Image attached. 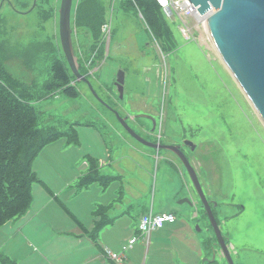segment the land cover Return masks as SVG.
Here are the masks:
<instances>
[{"label": "rangeland", "instance_id": "1", "mask_svg": "<svg viewBox=\"0 0 264 264\" xmlns=\"http://www.w3.org/2000/svg\"><path fill=\"white\" fill-rule=\"evenodd\" d=\"M31 1L0 0V61L30 89L40 126L70 135L75 129L77 142L66 135L36 155L31 167L45 185L35 181L27 212L0 226V256L16 264L74 259L77 264H228L185 168L164 157L176 159L172 152L134 139L117 112L146 140L171 144L183 138L194 146L184 150L207 200L217 204L214 216L233 263L264 264V125L215 51L204 23L165 14L175 48L164 52L137 10L122 6L123 0H73L74 53L79 67L90 70L94 92L75 78L78 95L68 96L45 86L54 57L65 59L59 41L61 0H38L32 12L20 14ZM119 70L125 73L122 97L115 85ZM140 114L154 118L152 137L146 129L153 120ZM90 159L110 177L107 184L79 186ZM183 198L190 204L179 202ZM39 202L38 220H52L82 243L66 241L63 233H58L62 240L51 241L47 235L53 227L48 226L46 236L26 247L21 228ZM104 203L110 205L103 216L107 223L94 241L85 227L92 226V211ZM150 208L172 212L175 228H156L149 235L139 230ZM44 244L49 250L41 248ZM127 244L133 248L117 262L100 249L120 254Z\"/></svg>", "mask_w": 264, "mask_h": 264}, {"label": "trees", "instance_id": "2", "mask_svg": "<svg viewBox=\"0 0 264 264\" xmlns=\"http://www.w3.org/2000/svg\"><path fill=\"white\" fill-rule=\"evenodd\" d=\"M122 6L137 10L164 52L175 48L165 13L156 0H123ZM65 61L61 57H54L50 67L51 78L45 86L50 92L77 96L78 89L73 84L75 76ZM79 71L86 74V77L89 76L90 70L85 66H80ZM31 100V91L25 82L6 70L0 61V226L27 212L32 202V184L35 181L45 185L31 167L36 155L50 142L70 135L68 132L41 127L38 111L31 104ZM68 141L77 142L75 129H72ZM97 166V160L90 159L89 170L80 178L79 186L85 187L94 182L107 184L110 177L102 175ZM106 213L107 207L99 206L93 211L97 218L93 230L85 229L94 241H97L98 232L107 223L103 219V216H107ZM75 220L82 225L79 220ZM0 257L2 264H16L8 256Z\"/></svg>", "mask_w": 264, "mask_h": 264}, {"label": "water", "instance_id": "3", "mask_svg": "<svg viewBox=\"0 0 264 264\" xmlns=\"http://www.w3.org/2000/svg\"><path fill=\"white\" fill-rule=\"evenodd\" d=\"M201 17L218 56L234 78L248 102L264 125V0H188ZM73 0H61L59 8V39L67 64L77 81L85 82L93 91L88 78L79 71V65L72 44L71 8ZM125 73L119 70L115 85L120 97L123 96ZM94 92V91H93ZM119 122L137 141L155 150H167L174 153L185 168L193 184L211 226L215 232L218 246L228 264H234L222 237L209 201L207 200L197 173L179 145L161 143L144 139L127 123L126 116L115 112ZM155 120L151 115L140 114ZM154 129V128H153ZM186 144L194 146L187 140ZM179 202L190 204V198Z\"/></svg>", "mask_w": 264, "mask_h": 264}, {"label": "crops", "instance_id": "4", "mask_svg": "<svg viewBox=\"0 0 264 264\" xmlns=\"http://www.w3.org/2000/svg\"><path fill=\"white\" fill-rule=\"evenodd\" d=\"M164 157H166V159H168L169 160V162L171 163V165H173V166H175V165H177V159H175V158H173V156H170V155H165ZM85 187H87V186H85ZM54 196V195H53ZM41 205V202H39L38 204H36V206H38L36 209H35V211H33L32 212V215H31V217H29L28 218V220L24 223V226H22V228H21V232L23 233V237H22V239H23V242H24V244H25V246L26 247H31L32 246V243L33 242H36V241H39V239H41L42 237H44V236H46V232H47V230H48V226L51 228V227H53V229H52V231H51V233L49 234V235H47V237L51 240V241H53L54 239H56V238H58L59 240H62V238H60V235L58 234V233H63V235L65 236V237H67L66 239V241H69V242H75V241H77L78 243H82V239H77V237L78 236H73L74 235V233H72V231L71 230H67V231H65V230H60L59 228H57L56 227V225H55V223L54 222H52V220H44V219H39L38 220V214L40 213V211L42 210V205ZM101 205H103V206H105V207H107V212H109L110 211V205L109 204H106V203H104V204H101ZM40 206V207H39ZM90 208H91V205H90ZM153 212V210L150 208V211L149 212ZM93 212V211H92ZM153 213H168V212H164V211H159V212H153ZM170 213H172V212H170ZM107 214V213H106ZM145 214H147V213H143V215H145ZM94 215V214H93ZM142 215V216H143ZM24 217V216H23ZM75 217V216H74ZM76 218V217H75ZM77 219V218H76ZM38 220V221H37ZM95 217L93 218V220H92V226L91 227H85V229L86 230H88V231H92L93 230V228H94V225H95ZM176 220V219H175ZM174 220V222H172L171 224H164V225H162L160 228H157L159 231H157V232H161V231H163V228H164V230L165 229H173V228H175V226H174V223L176 222ZM11 221V220H10ZM10 221H9V223H10ZM37 221V222H36ZM7 223V222H6ZM5 223V224H6ZM82 224V223H81ZM83 225V224H82ZM26 229V230H25ZM149 235V234H148ZM24 238H26V239H24ZM74 238V239H73ZM76 239V240H75ZM131 246L129 247H127L126 248V250L127 249H131V248H133V244H130ZM124 246H127V245H123V247ZM41 248H44V249H46V250H49V248L47 249V246L44 244L43 246H41ZM101 249V251H102V253H104L103 255L105 256L106 255V253H105V251H106V249H102V248H100ZM110 250V249H109ZM125 251V250H124ZM74 251H71L70 253H73ZM59 256V255H58ZM94 258V257H93ZM79 259H74V260H70V262H69V264H77V261H78ZM118 261H120V260H118ZM113 262H117L116 260L115 261H113Z\"/></svg>", "mask_w": 264, "mask_h": 264}, {"label": "built area", "instance_id": "5", "mask_svg": "<svg viewBox=\"0 0 264 264\" xmlns=\"http://www.w3.org/2000/svg\"><path fill=\"white\" fill-rule=\"evenodd\" d=\"M159 5L162 7L165 14L171 16L174 12H176L184 22H186V16H192L193 18H197L196 8L189 3L188 0H156ZM198 19V18H197ZM202 22L201 19H198ZM175 215L173 213H153L148 212L147 214L141 216L139 222V230L149 234L152 230L156 228H160L164 223H171L175 220ZM130 247V244L124 246L122 248V252L117 254L115 252H111L109 249H106V256L111 260H120L123 255V251L126 250L127 247Z\"/></svg>", "mask_w": 264, "mask_h": 264}, {"label": "flooded vegetation", "instance_id": "6", "mask_svg": "<svg viewBox=\"0 0 264 264\" xmlns=\"http://www.w3.org/2000/svg\"><path fill=\"white\" fill-rule=\"evenodd\" d=\"M4 1H7L8 3H9V0H3V2ZM37 1L38 0H32L31 1V4L29 5V6H27V8L26 9H24L23 11H20L19 13L20 14H25V13H29V12H32L34 9H35V6H36V4H37ZM12 9H13V7H12ZM14 10H16V9H14ZM17 11V10H16ZM59 41H60V39H59ZM155 129V127H153V125L151 124L150 125V127H148V129H146V134H148L149 136H151L152 137V134H153V132H154V129ZM151 141H153V142H156L157 140H151ZM161 142V141H160ZM185 142V139H177L176 141H173L171 144H176V145H179L180 146V149L183 151V153L185 154V156L188 158V160H189V162L192 164V166L194 167V169H196V166H195V164L192 162V160H191V156H190V153L189 152H185V150L184 149H187L188 151H191V148H190V146L188 145V144H186V143H184ZM161 143H163V142H161ZM171 151H169V153H170ZM171 154V153H170ZM173 155L176 157V159L178 160V162L182 165V163L180 162V160L178 159V157L173 153ZM183 166V165H182ZM196 171V170H195ZM197 173V172H196ZM198 176V175H197ZM199 179V178H198ZM200 181V180H199ZM201 186H202V184H201ZM203 188V187H202ZM209 203H210V206H211V208H212V211H213V213H214V207H216V203L215 202H212V201H209ZM205 210V209H204ZM204 213L206 214V212L204 211ZM218 244V243H217ZM219 247V246H218ZM223 256V255H222ZM228 263V262H227Z\"/></svg>", "mask_w": 264, "mask_h": 264}, {"label": "bare ground", "instance_id": "7", "mask_svg": "<svg viewBox=\"0 0 264 264\" xmlns=\"http://www.w3.org/2000/svg\"><path fill=\"white\" fill-rule=\"evenodd\" d=\"M197 15H198V14H197ZM197 18H198V19H203V20H204L205 17H201V16L198 15Z\"/></svg>", "mask_w": 264, "mask_h": 264}]
</instances>
